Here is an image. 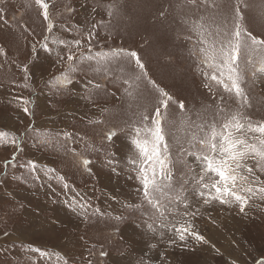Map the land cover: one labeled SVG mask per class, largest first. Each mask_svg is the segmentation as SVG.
<instances>
[{"label": "rangeland", "instance_id": "374dc122", "mask_svg": "<svg viewBox=\"0 0 264 264\" xmlns=\"http://www.w3.org/2000/svg\"><path fill=\"white\" fill-rule=\"evenodd\" d=\"M46 2L57 25L51 33L35 0H0L6 21H0V47L5 52L0 55V130L15 132L21 137L20 151L0 144V264H88L89 260L92 264H136L141 256L152 257L150 264H161V260L163 264H255V259L264 256V200L253 198L243 213L236 205L194 203L198 211L193 223L206 237L207 244L192 239L169 244L172 234L167 230L153 234L143 226L152 210L147 205L140 207L138 182L131 178L134 174L127 160L132 154L129 129L136 125L142 111L152 109L151 102L126 94L122 74L97 72L96 64L81 66L78 72L69 73L66 56L63 62L58 61V54L67 51L59 43L61 40L68 43L82 40L79 51L87 54V34L93 24L103 20L107 27H99L98 35L91 42L93 51L116 48L137 51L151 79L173 97L169 108L172 116L166 115L165 120L172 125L166 127V136L176 154L180 146H186L193 126L209 119L216 105L221 104L222 92L218 90L213 99L205 89L198 61L190 54L196 50L197 33L182 21H198L202 17L206 27L214 28L213 20L219 23L221 14L234 9L237 0H196L195 5L189 0ZM216 4L222 7L217 8ZM108 6L118 9L111 18L107 16ZM240 7L243 26L258 38H264V0H242ZM46 36L52 49L50 53L41 48ZM252 56L243 86L250 105L247 114L254 121H260L264 120V74L259 68L264 64L259 53ZM24 65L28 66L27 80L21 70ZM64 75L75 77V95L85 104L82 108L86 104L91 109L102 104L103 112L99 111L98 119L84 122L68 121L65 115L66 124L74 128L73 138L64 139L62 132L57 133L61 139L53 147L44 148L39 143L42 134H53L59 129L52 125L55 119L51 122L41 118H48L49 112L61 111L75 86L61 87ZM85 80L102 84L103 90H87L94 105L86 100ZM19 96L32 101L27 105L30 114L22 111L25 105L17 102ZM179 101L184 102L185 110L179 109ZM225 101L233 104L226 94ZM42 112L35 121V115ZM90 113L88 109L86 114L91 116ZM113 128L118 138L108 142L105 134ZM81 140L85 141L81 143L84 146L78 144ZM13 152L17 155L16 166L10 163L5 168L4 161H11ZM81 157H95L92 165L99 166L95 175L92 173L95 168L90 167L92 172L83 169ZM29 160L38 162L34 173L19 166ZM45 160L62 162V169L54 173L49 169L40 170ZM183 160L192 163L188 156H183ZM249 164L254 167L251 161ZM182 171L184 168L178 164L176 176ZM61 173L66 179H57ZM256 175L264 180V173L256 171ZM66 180L68 188L64 187ZM111 182L117 183V195L128 200L127 204L116 208L115 204L121 201L107 199L112 186L106 184ZM85 193L95 196L94 200L81 199ZM80 202H86L88 207L80 208ZM67 206L70 214H65ZM97 208L100 213H95ZM60 211L63 216L55 215ZM117 216L123 218L116 220ZM66 224H76L78 229L83 227L87 239L73 229L69 231ZM116 229L122 237L119 243L112 237ZM149 245L156 247L149 249ZM35 249H42L49 256L42 258ZM102 249L110 256L101 258Z\"/></svg>", "mask_w": 264, "mask_h": 264}, {"label": "snow or ice", "instance_id": "6c2138e0", "mask_svg": "<svg viewBox=\"0 0 264 264\" xmlns=\"http://www.w3.org/2000/svg\"><path fill=\"white\" fill-rule=\"evenodd\" d=\"M241 2L237 0L234 9L222 13L219 23L213 20L214 28L206 27L202 17L198 21H182V24L189 26L190 31L197 33L198 44L190 54L198 61L197 67L205 81V89L213 99L218 90L222 89V92L219 94L221 104L216 105L209 119L193 126L186 146H180L176 154L170 138L166 136V127L172 125L165 120L166 115L172 116L169 108L173 97L151 79L137 51L123 48L93 51L91 42L98 35L99 27H107L103 20L93 24L87 34V54L79 51L83 46L80 39L71 43L59 41L67 51L63 55L58 54V61L63 62L66 56L69 73L78 72L81 66L91 67L96 64L94 70L97 72L102 71L105 75L112 73L114 76L122 74V86H126V94L151 102L152 109L142 111L136 125L129 129L132 154L127 163L134 174L131 178L138 182V195L142 197L140 207L143 209L147 205L152 210L143 226L153 234L158 230H167L172 234L169 244L186 243L189 239L208 243L206 237L195 229L193 220L198 209L194 208V203L236 205L243 213L253 198L264 200V180L256 175V171L264 173V120L254 121L247 114L250 105L247 104L243 86L249 64L253 60L252 54L259 53L261 63L264 64V38L253 35L241 23L244 19ZM35 3L41 9L43 20L47 22V31L51 33L57 25L50 15L49 3L46 0H35ZM189 3L195 5L196 0H189ZM215 7L221 8L222 5L216 4ZM244 7L248 5L244 4ZM116 11L118 9L115 6H108L107 16L111 18ZM0 21H4L3 9H0ZM48 40L46 36L41 48L50 53L52 49L48 46ZM4 54V48L0 47V55ZM21 70L27 80L28 66L24 65ZM259 72L264 74V67L259 68ZM75 83V80L64 75L61 87ZM84 83L85 91L89 88L103 90L100 83L91 80H85ZM225 94L233 100V104L225 101ZM16 100L25 105L22 111L30 114L27 105L32 101L23 96L16 97ZM178 106L181 111L185 110L183 101H179ZM62 135L70 138L72 134ZM118 135L113 128L105 134V139L111 141L118 138ZM42 136L39 143L54 145L52 133L45 132ZM0 144L13 146L20 151L21 137L15 132L0 130ZM183 156L190 157L192 163L184 161ZM250 161L255 170L250 166ZM16 162L17 155L13 152L11 161H4V167L7 168L10 163L16 166ZM91 163L90 159L80 158V164L85 170L90 171ZM178 164L184 168L179 177L176 176ZM19 166L27 167L32 173L39 167L35 160ZM51 171L54 173L55 169ZM57 179L62 180L63 177ZM64 187L68 188L69 185L65 183ZM78 206L82 209L88 207L86 202H80ZM95 213H100V209L97 208ZM122 218L115 217L116 220ZM112 237L119 243L122 239L119 229H116ZM155 247L149 245V249ZM35 252L42 258L49 256L42 249H35ZM99 256L107 258L110 253L102 249ZM151 260L152 257L141 256L137 258L136 264H150ZM88 264H92L91 260ZM255 264H264V256L255 259Z\"/></svg>", "mask_w": 264, "mask_h": 264}, {"label": "crops", "instance_id": "0c3cea01", "mask_svg": "<svg viewBox=\"0 0 264 264\" xmlns=\"http://www.w3.org/2000/svg\"><path fill=\"white\" fill-rule=\"evenodd\" d=\"M73 80L76 81L75 77L73 78ZM75 87H76V83H75V86H73L71 88L70 92H69L70 97H67L65 99V102L63 104V108H62L61 111H57V110L54 111L53 110L54 112H49L48 118H46V117L41 118V120H44V121L49 120L51 122L55 119V124H52V125H53V127L56 126V129H59V130H56L52 134L53 137H54V145L57 143V141H59L61 139V136L60 135H58V137H57V133H61V132L62 133H71L72 135L74 133V128L73 127H70L68 124H66V122L64 120L65 115H66L68 121L71 119L73 121H83L84 122L86 120H91L92 118L98 119L97 114L99 113V111L101 110L103 112V110H102V108H103L102 106L103 105L102 104H100V105H98L96 107L95 106H92V109L89 107L88 104H86V106L84 108H82L85 104L82 102V100L78 96L75 95ZM86 93H87L86 94V100L94 105L95 103L92 102L89 99V97H88L89 96V93L87 91H86ZM72 95H74V97H72ZM102 103H104V102H102ZM88 109L91 112L90 113L91 116H89V115L86 114V112H87ZM46 112L48 113V111H46ZM42 114H43V112L41 114H39V115L38 114L35 115V118H34L35 121H37V119L40 118L42 116ZM107 115H109V113H107L105 116H107ZM47 125L48 124H46L45 126H47ZM63 138L64 139H71V138H73V136H71L70 138H66L63 135ZM116 139L117 138H114L113 140L116 141ZM82 142H85V141L84 140H81V142H78V144L81 145ZM112 144L113 143L111 142V147H112ZM54 145H49L47 147L44 145V148H51ZM57 146H58V144H57ZM81 146H84V145H81ZM69 153H72V152L69 151ZM118 155L121 156V157H123V155L121 154V152H119ZM94 158L95 157H93L92 159H90V158H87V159H90L91 162H93L94 161ZM44 163H45L44 166H42L40 170H42V169H49V170L55 169V171H58L59 169H62L61 168L62 162L55 163L54 161L51 162L49 160H45ZM90 167H93V168L96 169L94 172H92V170L90 169V171L93 173V175H95V173L98 172V170H99V166L98 165L93 166L92 163H91ZM60 175H61V177H63L64 179H66V175L64 173H61ZM96 179L98 181H100V178H97L96 177ZM65 183L68 184L67 183V180H66ZM106 185L112 186L111 187L112 193H111V195H109V197L107 199L114 200V201H118V200L121 201V202L115 204V207L116 208L121 207L122 204H127L128 203V200H124V198L121 195H119V196L117 195L119 193V190H118V188L116 186L117 183L111 182L110 184H106ZM80 198L81 199H86V200H94L95 196H89L88 193H85V196H80ZM101 198L102 197L99 196V199H101ZM67 201L69 202V199H67ZM75 203H76V200H75ZM59 207L61 209V203L59 204ZM65 209H66L65 214H70V210H69L68 206L65 207ZM75 212H76V210L74 209L73 210V213H75ZM55 215H57V216H63L64 214H63V212L60 211L57 214L55 213ZM66 225L69 228V231H70V229H73L74 231H77L79 234L83 235L85 237V239H87L86 236L83 233V230H82L83 227H80V229H78V227L76 226V224H66ZM74 226H76V227H74ZM51 231H52V228H51ZM85 239L84 238H81V241H83ZM55 248H57V247H55Z\"/></svg>", "mask_w": 264, "mask_h": 264}, {"label": "trees", "instance_id": "16d2710c", "mask_svg": "<svg viewBox=\"0 0 264 264\" xmlns=\"http://www.w3.org/2000/svg\"><path fill=\"white\" fill-rule=\"evenodd\" d=\"M74 77H72L71 79H73Z\"/></svg>", "mask_w": 264, "mask_h": 264}]
</instances>
